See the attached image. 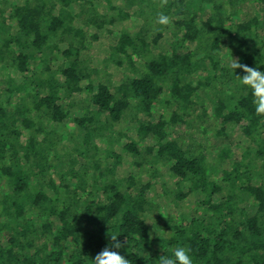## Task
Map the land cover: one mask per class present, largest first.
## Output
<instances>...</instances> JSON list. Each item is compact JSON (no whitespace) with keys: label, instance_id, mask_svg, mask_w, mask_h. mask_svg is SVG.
Listing matches in <instances>:
<instances>
[{"label":"trees","instance_id":"16d2710c","mask_svg":"<svg viewBox=\"0 0 264 264\" xmlns=\"http://www.w3.org/2000/svg\"><path fill=\"white\" fill-rule=\"evenodd\" d=\"M102 31L96 67L86 42ZM166 35L170 52L151 49ZM231 55L264 71V0H0V264H90L113 232L132 264L181 245L194 264H264V116ZM159 166L174 184L154 195ZM157 195L198 202L170 215Z\"/></svg>","mask_w":264,"mask_h":264},{"label":"rangeland","instance_id":"374dc122","mask_svg":"<svg viewBox=\"0 0 264 264\" xmlns=\"http://www.w3.org/2000/svg\"><path fill=\"white\" fill-rule=\"evenodd\" d=\"M21 2V1H20ZM259 12V11H258ZM250 14L252 15H258L256 13H254L253 11L250 10ZM137 22V21H135ZM126 27L135 29L138 25L137 23H134L133 21H130L128 23L125 24ZM119 29V28H117ZM90 33H95L94 30H92V28L89 31ZM99 39L95 42L92 43L91 41L88 40V42H86V49L88 48V50L86 51V56L87 57H92L93 63L96 65V67H99V63L102 60V58H107L108 56V47L114 42V39L112 37L107 36V34L102 31L99 34ZM85 49V50H86ZM155 52H161L163 54L167 53L168 51L170 52L171 50V38L170 36L166 35L160 42L159 44H157V46H152V48ZM110 76L112 81L116 82V80H118L119 77V71L117 70V68H113L112 66L108 69H106ZM77 104L81 105L83 102H85V96L81 95L78 99H77ZM132 129H136L135 127H131ZM132 130V135L135 134V131ZM183 130V129H180ZM203 135H200L201 137V141H204V144L206 145L207 149H206V154L209 155V163L210 164H215L216 163V151L218 149H216V145L214 144V139L211 138V133L210 131H208L207 134H204V137H202ZM224 141V140H223ZM225 143H228L229 145L232 146L233 148V153H235V158H239V155L237 154L239 152V150H241V148L243 146H245L244 144V138L241 136V134L237 131H232L229 132V137L228 140L224 141ZM149 144H152L151 141H148ZM100 147L104 149V147H106V143H102L100 142ZM116 152H121L119 148H117ZM102 158L105 159L104 156H102ZM127 159H124V161L119 168L117 170V173L120 176H126L128 174V172H130V167L127 165ZM106 162V160H105ZM110 162H112V160H110ZM217 164V163H216ZM84 166V162H80V163H76L74 165V167H83ZM217 169H221V167L219 166ZM157 177L156 179H153L154 181V185L156 188L154 190V195L155 192L159 195V190L161 189V184L162 183H166L167 187H171L173 186L174 182L172 180V178H170V174L167 171L166 168H162L161 166L157 167ZM158 191V192H157ZM152 194V192H151ZM155 196V201L156 204L159 202L160 206L164 207V209L166 210V212H168L170 215H175L176 212H178V210L180 212H188L192 209V207L198 202V198L195 196H190L188 197L186 200L181 201L180 205L178 207L170 205V203H167L166 200L160 196ZM255 211V207L253 206H249L248 207V212L249 213H253ZM150 222V223H148ZM147 223L151 226L154 225L156 223L155 217L154 216H149L147 218ZM155 226V225H154ZM153 231H157V229H154Z\"/></svg>","mask_w":264,"mask_h":264},{"label":"clouds","instance_id":"9594fccd","mask_svg":"<svg viewBox=\"0 0 264 264\" xmlns=\"http://www.w3.org/2000/svg\"><path fill=\"white\" fill-rule=\"evenodd\" d=\"M154 23L161 27L168 26L171 24V17L159 12ZM221 62L227 69L228 74L234 77L236 83L250 92L255 113L259 116H264V71L259 70L258 67H250L242 63L240 58H233L232 55L227 58L222 57ZM257 65H264V62H260ZM237 69H240L243 75L236 74ZM120 234L119 232L110 234L109 237L112 241L110 247H106L99 252L90 260V264H132V261L126 259L119 252L125 244L128 245L127 241L122 243L118 239ZM158 264H194V260L191 256V250L187 246L181 245L173 248L170 255H161L158 259Z\"/></svg>","mask_w":264,"mask_h":264}]
</instances>
